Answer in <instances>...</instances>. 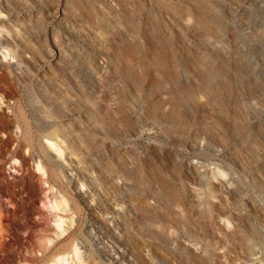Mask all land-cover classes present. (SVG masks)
<instances>
[{"label": "rangeland", "instance_id": "rangeland-1", "mask_svg": "<svg viewBox=\"0 0 264 264\" xmlns=\"http://www.w3.org/2000/svg\"><path fill=\"white\" fill-rule=\"evenodd\" d=\"M0 46V264H264V0H0Z\"/></svg>", "mask_w": 264, "mask_h": 264}, {"label": "bare ground", "instance_id": "bare-ground-1", "mask_svg": "<svg viewBox=\"0 0 264 264\" xmlns=\"http://www.w3.org/2000/svg\"><path fill=\"white\" fill-rule=\"evenodd\" d=\"M187 17L189 20H191L193 22V24H195V26L197 25L202 29H208L209 30V28L213 26V21L210 18H208L206 15H204L203 12H199V16H197V17H195L194 15H191V14H187ZM33 60H34L33 62L37 63V60L35 58ZM0 62L12 64V65L16 66V65H20L21 63L25 62V60L23 58L20 60L18 57H15V56L10 57L8 52L7 53L3 52L1 55ZM157 65L160 66L161 63H158ZM4 105L8 106L9 105L8 101L6 103L2 98H0V107H2ZM0 123L5 124V118L0 117ZM51 127H53V125ZM55 135H56L55 130H52V133H50L47 136H43L42 138H44L46 140L47 145L51 149H54L58 153V152H60V150L55 143ZM10 143H11V136L7 133V145H9ZM43 148L44 147H42V150H43ZM55 208H58V204H56ZM55 225H56L57 230L59 231V233L57 235L61 236L62 234H64L65 230H64L63 226L61 225L60 219H58L57 222H55ZM63 249H64L63 253L56 255L54 257H51L50 261H53V264H73V262H72L73 261V255H75L77 257L78 264H86V262L80 256H78L77 249L74 245H72L71 248L69 249V244L67 243L66 248H63ZM0 252H2V251H0ZM70 254H72V255H70Z\"/></svg>", "mask_w": 264, "mask_h": 264}]
</instances>
